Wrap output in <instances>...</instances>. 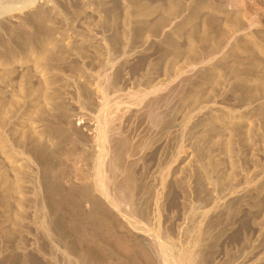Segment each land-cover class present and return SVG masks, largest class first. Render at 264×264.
Segmentation results:
<instances>
[{"label": "rangeland", "instance_id": "1", "mask_svg": "<svg viewBox=\"0 0 264 264\" xmlns=\"http://www.w3.org/2000/svg\"><path fill=\"white\" fill-rule=\"evenodd\" d=\"M25 1L0 0V264H161L152 235L196 264H264V0L3 15ZM105 111L117 202L95 177Z\"/></svg>", "mask_w": 264, "mask_h": 264}, {"label": "bare ground", "instance_id": "2", "mask_svg": "<svg viewBox=\"0 0 264 264\" xmlns=\"http://www.w3.org/2000/svg\"><path fill=\"white\" fill-rule=\"evenodd\" d=\"M223 1L235 13L241 12L243 15L247 14V12H246L247 11V8H246L247 5L246 4H247L248 0H223ZM36 3H37L36 0H26L25 2H23L19 5L10 6L7 13H6V11H3V15L9 14L13 11H20L21 12V11H24L26 8L27 9L28 8H34ZM23 8H24V10H23ZM13 16H15V18H17V19L20 18V15H18V14L13 15ZM101 114H103V113L101 112ZM107 114H108V112L105 111L103 114V117L100 116L102 118V121L100 122L101 124L99 125V122H98L99 133H97L96 135H98V137H99V150H100V152H99V156H98V166L96 169L95 177L97 178L96 184L98 186V189L100 190V192L104 196L109 198V196H111L109 194L108 189H107L109 178L104 174V170L102 167V164H103L105 157L107 155H109L108 151H107V140L109 139V138L107 139V133L110 132L109 130L112 128L109 126L112 123V117L113 116H111V115L109 116V114L108 115ZM99 120H101V119H98V121ZM96 128H98V127H96ZM96 138L97 137H95V140H97ZM110 139H111V137H110ZM108 142H110V141H108ZM110 198L112 201L117 202V200L114 197L111 196ZM127 221L129 223L128 225L133 226V228H134V230L138 236L144 238L145 240L147 239V237H145L146 235L143 234L144 232L138 231L139 229L141 231H145L143 229V227H141L137 222L133 221L132 219H127ZM123 226H124V224H123ZM126 227H127V225H126ZM149 240H150V242L158 243V248H157L158 251H156V252L158 253L157 256L158 257L160 256L163 264H196V262H197L196 256L194 254L195 251L192 248H187V249L182 250L180 252L178 251V253H174L171 250V248H169L167 245H164V243L161 242L159 239H157L155 236L154 237H153V235L150 236Z\"/></svg>", "mask_w": 264, "mask_h": 264}]
</instances>
